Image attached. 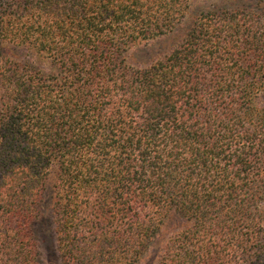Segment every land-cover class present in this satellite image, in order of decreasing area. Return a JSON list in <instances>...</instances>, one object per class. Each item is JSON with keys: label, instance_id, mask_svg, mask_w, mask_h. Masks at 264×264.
<instances>
[{"label": "trees", "instance_id": "obj_1", "mask_svg": "<svg viewBox=\"0 0 264 264\" xmlns=\"http://www.w3.org/2000/svg\"><path fill=\"white\" fill-rule=\"evenodd\" d=\"M215 2L0 0V264H43L48 211L62 264L169 219L155 264H264V0Z\"/></svg>", "mask_w": 264, "mask_h": 264}, {"label": "rangeland", "instance_id": "obj_2", "mask_svg": "<svg viewBox=\"0 0 264 264\" xmlns=\"http://www.w3.org/2000/svg\"><path fill=\"white\" fill-rule=\"evenodd\" d=\"M190 1V10L193 13H199L204 10H207L210 6L215 4V0H189ZM139 57L143 59L149 60L151 58V55L149 52H146V47L141 51V55ZM132 56H129V61L132 65L136 67H142V65H145V61L141 60L140 58L137 57L138 63L134 61L132 63ZM32 62L37 63V60H41L40 58L38 59H31ZM44 63H48L47 61H42ZM45 67V66H43ZM41 67V68H43ZM45 70V69H44ZM50 188H53V183L50 185ZM179 221L178 220H172L166 223L164 228L161 231L160 237L154 242V246L150 249L149 252L145 254L143 259L140 261L139 264H155L157 262L158 256L160 254V248L161 244H163L166 240V238H169L174 231L178 229L179 226ZM40 231L38 233V236L42 240L43 247L44 249V255H43V264H62L60 259H59V254L57 251L56 243H55V225L53 221V216H50L49 211L47 212V215L44 216V220L40 222L39 228Z\"/></svg>", "mask_w": 264, "mask_h": 264}]
</instances>
